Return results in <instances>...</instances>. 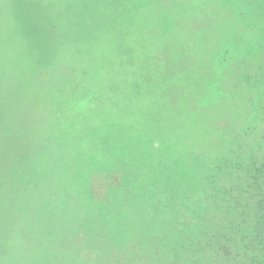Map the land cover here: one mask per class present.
<instances>
[{
    "label": "trees",
    "instance_id": "trees-1",
    "mask_svg": "<svg viewBox=\"0 0 264 264\" xmlns=\"http://www.w3.org/2000/svg\"><path fill=\"white\" fill-rule=\"evenodd\" d=\"M22 1L26 55L69 43L50 13L69 4L61 22L107 20L101 45L124 60L103 97L64 96L29 163L0 165V264H264V0H117L115 30L100 0ZM10 119L4 162L21 145Z\"/></svg>",
    "mask_w": 264,
    "mask_h": 264
},
{
    "label": "rangeland",
    "instance_id": "rangeland-1",
    "mask_svg": "<svg viewBox=\"0 0 264 264\" xmlns=\"http://www.w3.org/2000/svg\"><path fill=\"white\" fill-rule=\"evenodd\" d=\"M100 1V4L98 1H93L92 4L96 6L100 14H104L102 16L104 19H106L105 15L109 14L111 8L113 19L110 20L108 15V20L111 23V29L115 30L113 25L118 22V16L115 15L116 10L114 7L117 0ZM42 2L51 6L56 0H42ZM76 2L77 0H67V3L74 4ZM39 4H41L39 0H24L21 8L26 10L25 7H29L34 10L35 5L39 7ZM14 7H17V0H0V112L4 113L5 116L10 112V123L4 124L8 130H13L16 133V136H14L8 132V135L3 139L7 137L9 141L10 136V138H20L19 144L21 145L18 148L19 152H13L11 157H5V162L0 161V165L11 164L17 167L26 162L29 163L28 160L31 158L32 153L29 152L28 147L31 146L28 142L32 140L39 141V137L42 134L44 135L49 128L48 121L55 118V116L62 115L65 105L61 106L59 103L65 102L66 97L64 96L71 95L70 93H78L81 97L85 93H93L92 95L96 94L98 97H103L102 95L105 94L106 89L100 88V85L106 78V69H110L114 62L120 63L124 59L120 60V56L113 55L112 52L109 56L104 52V46L101 44H108V38L110 37L107 20L100 23L98 25L99 30L94 33L90 32L89 27L81 26L78 31H75L77 24L74 26L73 31H71V28L66 27L64 25L66 19L61 22L58 17H64L65 15L67 18L70 17L71 7H69V4L64 7L62 12L58 5H56L53 12H50L54 15L53 19L55 21L52 20L53 24L61 26L63 31L61 35L69 39V43L55 51L50 47L51 43L46 42L43 45L44 51L42 53L37 50V52L30 51L29 55H26L24 47H28V43L24 40L22 26L14 21L17 15L16 10L14 12ZM130 7L133 9V4H130ZM104 11H107V13ZM72 32L73 34H71ZM68 44L73 53H68ZM39 55L44 57L41 59V63L37 59ZM77 63H80V65ZM210 64L213 66L212 63ZM224 71L225 69H217L213 66L208 70L203 69V74L206 76L209 72V75L218 76L222 74L223 76ZM78 78L84 82L80 84L79 80L76 81ZM201 78L205 77L201 75ZM70 80H75V82L69 83ZM130 82L133 84L131 79ZM79 86L84 88L83 92H80ZM12 101H17L18 107H9L10 110L4 109L3 104H10ZM26 120L27 123L24 125ZM38 123L40 131L31 133L30 126L37 127ZM49 129L51 132L52 128ZM17 145L14 144L13 147ZM91 178L97 195L104 190L106 180L101 175Z\"/></svg>",
    "mask_w": 264,
    "mask_h": 264
}]
</instances>
